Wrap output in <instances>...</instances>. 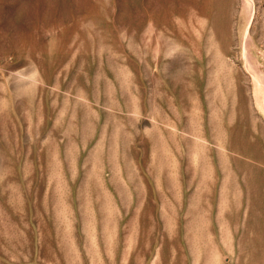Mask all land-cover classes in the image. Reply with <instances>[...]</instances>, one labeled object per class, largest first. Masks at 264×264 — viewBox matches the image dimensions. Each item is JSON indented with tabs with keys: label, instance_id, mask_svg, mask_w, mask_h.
<instances>
[{
	"label": "rangeland",
	"instance_id": "1",
	"mask_svg": "<svg viewBox=\"0 0 264 264\" xmlns=\"http://www.w3.org/2000/svg\"><path fill=\"white\" fill-rule=\"evenodd\" d=\"M0 264H264V0H0Z\"/></svg>",
	"mask_w": 264,
	"mask_h": 264
}]
</instances>
